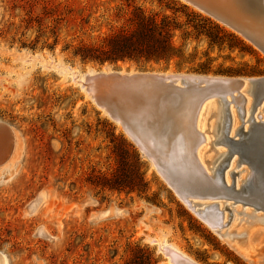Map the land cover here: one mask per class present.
Masks as SVG:
<instances>
[{"label":"rangeland","instance_id":"obj_1","mask_svg":"<svg viewBox=\"0 0 264 264\" xmlns=\"http://www.w3.org/2000/svg\"><path fill=\"white\" fill-rule=\"evenodd\" d=\"M141 12L160 22L169 17L179 27L174 42L185 64L100 65L78 54L81 47H101L109 35L135 30ZM106 66L125 73L259 79L264 52L182 0H0V127L8 133V143L0 142V253L8 264H167L160 249L166 244L198 264H264V223H256L257 245L248 260L184 204L120 123L98 107L79 80ZM154 100L122 102L136 124L145 128L147 122L144 138L158 153L170 137L161 118L179 111H160ZM210 146L214 154L225 150ZM161 157L180 188L197 184L199 173L176 164L169 149ZM123 159L136 183L144 179V194L92 185L98 175L113 177ZM201 185L196 190L206 187ZM43 192L47 200L32 212ZM88 199L96 203L78 207ZM113 207L126 214L92 219ZM236 207L246 213L236 223L246 228L264 217L249 206Z\"/></svg>","mask_w":264,"mask_h":264},{"label":"bare ground","instance_id":"obj_2","mask_svg":"<svg viewBox=\"0 0 264 264\" xmlns=\"http://www.w3.org/2000/svg\"><path fill=\"white\" fill-rule=\"evenodd\" d=\"M213 2L224 9L226 16H228L232 20L244 24V26L248 30H251L252 33L255 34V36H257L261 40H264L263 9L259 7L250 9L246 0H214ZM151 74L161 75L164 77L174 76L171 74L164 73L115 72L112 71L108 66H106L102 71H88L84 76H82L79 82L83 85V88L96 102L97 95H100L101 93V95L106 96L107 92L104 88L102 90L101 87L99 92H97V88L95 87L94 81L88 83V77H96L99 75H119L123 77H129ZM210 78L225 80L232 79L213 76H210ZM235 79H242L244 81L243 85L240 88L230 86L227 87L226 91L224 90L225 92H223L222 94H213L206 98L205 95L201 93L199 94L197 92H186L179 94L176 97L171 96L167 98L154 96L155 103L159 102V106L161 105L160 111H163V109L167 107L171 108V113L173 112V110L179 111V114H176L174 118L170 113L165 117L161 118L163 122H170L168 128H170L172 131L171 136L168 138V141L165 143V145L162 144V147L160 148L158 153L160 154L161 159H165V157L162 158L161 155L165 154L169 149L170 153L172 154V157H174L175 159L176 164H178L184 169L199 173V178H195V181L198 185L202 184L201 186L205 185L206 187H202L196 190L197 184H194V186H192V188L190 189L185 190V188H182L183 195L186 198L185 200H188V202H190L189 204L194 207L195 211H191L196 214L198 210H202L200 214L207 218V224L209 226H215L211 228L216 233H218L221 238L226 241V243L231 245V247L236 249L244 258L249 260L252 258L251 253L255 252V248L257 245V233L255 231L259 230V224L256 223H264V217H257V220L253 222L255 225L250 228H246L243 225H240L239 223L238 225L236 222L241 221V219L238 218V214L246 213L239 210V208L236 206L244 205V203H247L249 205L251 204L252 206L260 204L258 203V197H255L251 192H249V189L251 188L252 184L258 181L259 174H257L256 170L253 169L250 165H248V163L241 162L239 154L235 152L230 159L229 165L225 169L223 175V184L222 167L225 165V159L228 157L229 154V147L225 143L227 139V136L225 134H228V136L232 137L234 140H241V138H246V136H249V138L253 137L257 131L256 123H264V112H262V114L258 112L257 114H255V109L252 115L255 100L254 97L251 95L252 87L249 84V80L255 78ZM74 80L78 81V77L75 76ZM87 87H89L90 89L88 90ZM250 97H252L253 99H251ZM258 97L260 98V100L262 99V101L260 104L256 105V108L260 106L262 107L261 110H263L264 90L258 95ZM120 101H130L136 104H142L147 102L145 98L139 99L136 96L131 95H126L125 98L120 99ZM119 105L120 104H118V106ZM123 105H125V103ZM143 105H146V103ZM101 108L105 110V108ZM226 108L228 109L231 118L228 133H226L227 130L224 131L222 129L223 122L225 119ZM163 114H165V112H163ZM136 115L139 117V119H141V115L137 113ZM214 118H216V120H214ZM147 120L151 121V119ZM135 122L137 121L135 120ZM145 124L147 126V122H144V125ZM146 126L144 129H147ZM217 126L218 129L216 128ZM240 130H242L246 134H244L243 132L240 133ZM213 134L216 135L215 140H213ZM7 136V131L0 127V142L7 141L8 143ZM152 138L155 139L154 136H152ZM210 145H221L225 150H222L221 148L214 154ZM7 146L10 147V145ZM154 147L156 148V146ZM155 152L157 151L155 150ZM151 162L154 164V159H151ZM243 165H246L247 167L244 168L245 166ZM235 173L237 174L233 176ZM177 180L179 181L180 179ZM183 181V183L185 184L188 183V179L186 178L183 179ZM195 181L194 183H196ZM233 184L234 190L232 189ZM185 186H187V184ZM47 197L48 195L46 194V192L41 193L38 199L31 204V211L35 212L36 209L40 206V203L45 202V200H47ZM184 204L186 205V203ZM249 205L244 206L246 207ZM186 206L188 207V205ZM78 207L84 208L85 206ZM227 211L229 212V215L227 214ZM125 214V210L113 207L105 211L104 213H101L100 215L93 214L92 219L100 220L101 218L107 217L109 215L122 217ZM236 224L238 225L240 231L238 235H234L233 232L234 230H236ZM219 228H221V230H219ZM232 228L234 229L232 230ZM247 229L250 230L248 231ZM160 249L161 251H163L164 255L169 258V262L167 264H174L171 256L167 254L169 249L176 254L175 256H179V258L184 259L182 261V264H198L196 261H194L185 253H183L180 249L174 247L171 244H166L162 246L160 245ZM0 264H8L6 256L2 253H0Z\"/></svg>","mask_w":264,"mask_h":264},{"label":"water","instance_id":"obj_3","mask_svg":"<svg viewBox=\"0 0 264 264\" xmlns=\"http://www.w3.org/2000/svg\"><path fill=\"white\" fill-rule=\"evenodd\" d=\"M187 4H190L197 9L207 13L212 16L216 20L225 25L234 29L237 33L241 34L245 39L253 43L257 48L264 52V40H261L255 34L252 33L251 30H248L244 24L232 20L228 16H226L223 8L219 7L215 4L214 0H182ZM250 9H254L255 7H259L264 10L263 0H246ZM94 81L95 87L97 88V92H99L100 87L106 90L107 95L103 96L97 95L96 104L100 105L98 107L105 108L109 117L114 120L116 123H120L123 127L126 134L138 145L140 150L148 159H154V164L156 165L158 172L162 175L168 185L175 191V193L180 197L188 208L192 211L194 207L189 204L188 200L183 195L182 188L178 186L176 181L170 177L169 171L164 166L163 159L157 155L154 148L150 145L146 144V140L144 138V127L142 125H138L135 123L134 116L132 117L127 112V107L123 105V102L120 99H124L126 95L136 96L139 99L145 98V100L150 101L154 99V96H158L161 98H167L171 96H178L179 94L186 92H197L205 95V98L213 95V94H222L226 91L227 87H235L240 88L244 81L242 79L232 78L230 80L225 79H217L210 78L207 76H169L164 77L161 75H137V76H119V75H99L96 77H88V83ZM249 84L252 87V96L254 97V105L252 115L256 109V105L260 104L262 99L258 97L260 93L264 90V77L259 79H250ZM181 85V86H179ZM90 86V85H89ZM88 90L90 89L87 87ZM225 90V91H224ZM108 97V98H107ZM115 101L122 103V106H118ZM122 107V108H121ZM126 110V111H125ZM231 118L229 115V111L226 108L225 119L223 122V130H227L230 128ZM165 127H169L168 122H163ZM257 131L253 137L246 136L241 140H234L232 137L228 136V134H224L227 136L225 143L229 147L228 157L225 159V165L222 167V182L224 184V172L227 166L229 165L230 159L233 154L236 152L239 154L240 161L248 163L253 169L256 170L257 174H259L258 183L255 182L252 184L249 192H251L255 197H258V203L254 206L251 204L244 203V205H249L253 209L254 212L262 211L264 213V123L257 122ZM2 127V126H1ZM6 130L4 127H2ZM170 130V129H169ZM168 130V131H169ZM164 131V130H163ZM168 136L169 132L165 130ZM243 131L240 130V133ZM164 133V132H162ZM246 134L245 132H243ZM166 135V134H165ZM145 143V144H144ZM165 169V170H164ZM167 173V174H166ZM235 173L233 176H235ZM234 182V180H233ZM232 189L234 190V184ZM184 199V200H183ZM95 203L94 200L88 199L83 201L80 206L86 207ZM188 203V204H187ZM243 205V206H244ZM245 207V206H244ZM105 211H101L96 213V215H100ZM202 210H198L196 212V216L199 217L203 222H207V218L200 214ZM211 225V224H210ZM215 227V226H210ZM221 230V228H219ZM167 254L171 256L174 264H182L183 258H179V256H175L170 249Z\"/></svg>","mask_w":264,"mask_h":264},{"label":"trees","instance_id":"obj_4","mask_svg":"<svg viewBox=\"0 0 264 264\" xmlns=\"http://www.w3.org/2000/svg\"><path fill=\"white\" fill-rule=\"evenodd\" d=\"M137 28L133 31H120L103 39L101 47H81L79 55L84 61H95L100 65L106 63L117 64L120 61L142 62H171L181 60L185 64L184 53L175 46L174 31L179 28L166 17L161 22L141 12L137 15ZM140 159L138 158V163ZM129 162L126 159L120 164V169L113 177L98 175L92 185L103 191L111 192H138L144 194L147 184L144 179L136 183L129 171Z\"/></svg>","mask_w":264,"mask_h":264}]
</instances>
